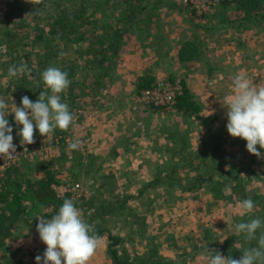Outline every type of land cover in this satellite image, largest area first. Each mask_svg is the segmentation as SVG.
Segmentation results:
<instances>
[{
    "label": "trees",
    "instance_id": "16d2710c",
    "mask_svg": "<svg viewBox=\"0 0 264 264\" xmlns=\"http://www.w3.org/2000/svg\"><path fill=\"white\" fill-rule=\"evenodd\" d=\"M218 7L211 17L217 15L221 9L226 11L227 8L232 7L235 12L232 21H229L230 16L224 14L230 23H234L238 28L246 29L264 27V0H234ZM147 12V0H0V48H4V56L9 58L0 61V72H7L9 67L20 65H26L30 70V73L20 72L19 79H14L16 76L11 78L14 79L13 82L19 80L15 84L21 89L11 93L14 99L19 100L18 104H21V98L28 96L35 102L40 91L47 92L41 73L52 66L68 74L70 84L61 93V100L68 105L70 112H74V120L79 111L85 113L87 110L90 112L93 106L98 108V105H102L110 96L108 89L112 88V82L120 64L125 35L134 29L138 19ZM144 36L148 38L150 33L138 34L141 39H144ZM197 43L196 39L185 43L188 57H191L193 51L197 49L195 45ZM0 56H3V53L0 52ZM157 84L158 81L153 76L143 74L134 82V94L152 89ZM13 88L14 86L10 85L6 90L8 92ZM170 107L188 119H198L204 110V105L196 99L184 82H182V92L176 96L175 103ZM158 108L165 109L162 106L156 107ZM13 115L14 113L9 112V118ZM9 123L12 127H17L14 119ZM70 129L71 125L66 130L54 129L53 143L58 145L66 141ZM34 130L37 134L39 133L35 127ZM220 141L221 139L217 140L215 147L200 149V153L196 155L187 153V148L183 147L171 156L172 160H177L176 158L179 157V161L188 162L181 163L182 166H194L196 161L204 163L208 167L205 171H201L191 179L187 177L183 180V178L179 179L180 175L173 176L172 170L167 177L161 179L162 172L159 170L154 180L143 183L139 191L133 195L125 193L123 196L113 194L109 197L106 194L109 191L114 192L113 187L107 186L108 181L114 178L113 174L103 175V178L107 179L103 183L105 193L98 190L89 197L83 194L79 200L75 198L77 196H72V192L58 195L53 185L62 179V177L59 178L61 174L59 167L54 168L40 163L43 164L42 167H35L38 174L32 176L34 169L25 167L24 169L28 170L23 172L20 167H17L19 162L14 163L0 174V206H3L0 223L6 220L13 222L19 220L29 227H36L39 223L38 219H50L57 213L64 199H70L77 208L82 209L83 219L92 226L93 233L99 237L106 235L111 241L108 244L107 256L112 264H186L185 260L178 261L162 257L160 246L156 241L154 242V237L150 238L152 243L147 250L140 253L131 254L127 248L123 247L126 242L132 243L137 238L141 241L143 238H149L147 231H150V228L147 230L146 217L136 212L133 216V207L130 203L145 197L148 199V209L152 212L156 210L152 203H156L157 200L150 197L149 191L156 185H164L168 182L169 188L178 185L181 191L192 192L201 190L207 184L210 188L212 185L216 191L213 193L216 202L234 200V203L236 201L240 205L242 200L250 198L255 206L262 207L261 213L252 211L249 217L242 218L236 223L252 218L264 220V194L254 193L251 196V192L247 191V185L253 180H258V184H264V180L259 179V176L253 172L244 170L245 163H238V159L234 163L233 157L225 156ZM13 143L16 148L21 147L20 142L14 137ZM78 147L85 148L81 145ZM81 153L75 154V159L72 158V161L80 163L84 159ZM91 157L87 155L86 158ZM60 158L62 160V157ZM66 161H69L68 157L65 158ZM78 163H73L72 166ZM80 164L79 166L83 165V163ZM90 164H85L82 169H90L92 165ZM180 165L176 164L173 168ZM186 169L187 167H184L182 171L185 172ZM69 170L74 169L72 170L71 167ZM193 170L198 168L195 167ZM245 173L248 174L245 175ZM77 178L78 175L75 174L73 179ZM113 184L114 182L112 186ZM90 210L92 213L88 215ZM107 218H117L128 224L129 233L124 237L113 233L112 229L105 227ZM3 227L4 225H0V234ZM260 231L264 229L259 230L257 236ZM206 234L208 238V231ZM241 235L234 230L226 241L218 245L225 257L231 255L232 258L239 259L244 249L257 246L256 240H247L248 245H246L245 238ZM238 239L241 243L237 244L242 245L235 244L234 241Z\"/></svg>",
    "mask_w": 264,
    "mask_h": 264
},
{
    "label": "rangeland",
    "instance_id": "374dc122",
    "mask_svg": "<svg viewBox=\"0 0 264 264\" xmlns=\"http://www.w3.org/2000/svg\"><path fill=\"white\" fill-rule=\"evenodd\" d=\"M179 3L182 4V0H179ZM184 7L192 11L189 7ZM215 9L213 12L207 14V16H198L194 11L192 12L198 17L205 19L214 14ZM227 13L229 14L228 16L235 17V12H233L232 7L227 8L226 11L222 9L218 14L224 17V14L227 16ZM211 19L209 18L210 21H212ZM259 28L262 29L259 32L262 37L258 38L257 35L251 33H254V31H246L253 35L249 37V50L246 47H239L245 50V55L248 54V59L246 58L248 62L244 64L247 69L242 71V74L239 72V74L249 78L253 85L264 87V42L260 40L261 38L264 39V27L260 26ZM224 31L225 27L212 32L206 40L207 44H214L213 46L221 44L223 46L225 45V47L230 41L236 44V36L235 39L230 36L227 38L224 35ZM0 49V52L3 53V56H0V61L9 59L7 56H4V48L1 47ZM222 49L221 51L226 53L227 47ZM217 50L215 48V50L207 52V55L213 61H216L215 57L217 53L220 54ZM228 51L230 55H235L232 49H228ZM235 61L241 63L238 56L235 58ZM2 73L3 75H1ZM19 73H17L14 79H19ZM218 74L219 72L216 70L212 76L215 77ZM234 75L236 74L231 71L227 76L230 82ZM12 77L8 74V71L0 72V101L10 106V113L14 111L15 105L17 107L22 106L18 104L19 100H15L11 94L14 90L21 91L15 84L19 80L13 82L14 79H11ZM163 80H173L174 83L176 81L180 83L184 82L181 77L176 75L164 76L157 81ZM10 85H13L14 88L7 92L6 89ZM226 87L227 82L220 88V92L221 89H225ZM204 90L208 91L205 85ZM204 90H202L200 96L207 102V114L211 115L212 110L217 111L218 109L221 113L220 120L218 119L215 122V126L210 121L206 123L202 119H194L191 121L185 119L173 107L166 106L165 109H156L149 100L138 98L134 96L135 94L131 98V104L130 102L128 104V109H119L120 112H101L98 111L99 109H94L90 112L87 110L85 113L79 111L75 120L74 112H71L73 116L71 129L66 136V141L64 140L58 145L53 143V132L44 137L39 133L37 134L36 130H34V142L32 144H23L19 141L20 136L17 135L18 128L22 127V125H17V127L13 126L12 135L21 144L20 148H16L18 156L15 160H17L16 163L19 162L17 167H20L23 172L28 170L24 169L25 167L32 170H35V167H42L43 164L40 163L50 165L54 168L59 167L61 171L59 178L62 177V179L53 185L54 188L57 187L59 191H62L64 188L61 186L70 189L74 185L79 184L80 189L86 197L92 196L98 190L105 193L106 189L103 188V183L107 179H104L103 175L113 174L114 178L108 181L107 186L113 187L114 192L110 193L109 191L106 194L109 197L113 194L123 196L125 193H128L133 195L139 191L143 183L154 180L159 170H161L163 176V178L161 176V179L167 177L172 170L173 176L180 175L179 179L183 178V180H186L187 177L191 179L198 173H201V171H205L208 167L204 163H198L196 161L194 166H182L180 165L181 163L188 162L179 161V157L176 158L177 160H172L171 156L175 151L183 147L187 148V153H192L193 155L199 154L200 149L215 147L217 144H214L221 137L220 144L224 148V155L228 156V158L233 157L232 161L234 163L237 159L238 163H245L244 170L253 172L259 176V179L264 180V158H257L250 154L246 150V141L243 139L230 136L226 129V108L222 104L219 107L213 105V102L205 98L209 94H205ZM230 90L234 91L233 88ZM212 95L211 98H213ZM221 95L222 93L219 96ZM121 104L119 102L115 103V109L119 108ZM119 117H121V120H117ZM132 118L136 119L132 120ZM13 119L14 115L12 118H9V121ZM210 126H213L214 130ZM202 128L206 131L203 136L199 135ZM194 130L197 131L193 132ZM212 131L217 132L216 136L210 134ZM83 137L84 139L88 138V145H81L79 143L78 146H85V148L81 149L77 147L76 149H71L69 147L71 143L80 141L79 139H83ZM101 138H103V143L100 142L102 141ZM257 148L259 149V145H257ZM81 151L83 152L81 153ZM261 151L264 154V150ZM79 153L84 157L80 162L83 163L82 166H79L81 164L75 162V160L72 161V158L75 159V154L79 155ZM87 155H91L92 157L86 158ZM163 156L165 158L162 160ZM60 157H62V160ZM66 157H68V162H65ZM200 160L202 159L200 158ZM0 161L8 163L9 160L7 158L4 160L0 158ZM168 161L169 163H167ZM73 163L78 164H74L73 168ZM88 163L92 164H90V169H82ZM176 164L180 166L174 169L173 167ZM3 167V164H0V170H3ZM71 167L72 170L74 169L73 171L69 170ZM181 167H187L186 171L183 172V168ZM195 167L198 170H193ZM4 171L0 172V174ZM36 174H38V170H35L32 176ZM75 174L78 175L76 180L73 179ZM247 174L245 173V175ZM112 182H114L113 186ZM258 183V180H253L247 185V191L248 193L251 192V196L254 193L264 194V184ZM177 186L169 188L168 182H165L164 185H156V187L149 191L150 197L157 200L156 203H152L154 209H156L152 212L148 209L149 203L145 197L144 199L140 198L131 201L130 206L133 207V216H135V212L141 216H145L147 230L150 228L149 230L151 232L147 231L148 239L143 238L141 241L137 238L132 243L126 242L123 247L127 248L131 254L134 252L140 253L147 250L149 244L152 243L150 238L154 237V242L156 241L160 246V255L162 257L178 261L185 260L186 264H207V249L210 251L218 250L222 254L221 248H218V245L222 244L233 234L236 222L242 218L249 217L248 215L250 213L244 212L236 201L235 203L233 202L234 200H228V202L219 200L216 202L213 198V193L216 191L212 188V185L210 188L206 184L201 190L192 192H183ZM73 194L72 196L75 197ZM194 197L198 198L195 199ZM75 198L79 200L81 197ZM261 209V206H255L252 211H259L261 213ZM79 210L82 218H84L82 209ZM90 213H92V210L88 211V215ZM107 219L108 221L105 227L112 229L113 233H117L120 237H124L129 233L130 227L128 224L121 222L120 219L117 220V218ZM206 231H208L209 239L206 237ZM241 237H244L243 234ZM101 238V245L91 257L88 264H112L110 258L107 256L108 244L111 241L107 239L106 235ZM234 242L235 244L241 243L239 239ZM245 243L248 245L246 239ZM30 248L29 251L34 249L32 247ZM45 248L46 245L42 243L36 251H41ZM29 251L24 250L25 253L28 252L26 258L30 263V259H32L36 251L33 250L34 252L31 251V253Z\"/></svg>",
    "mask_w": 264,
    "mask_h": 264
},
{
    "label": "crops",
    "instance_id": "0c3cea01",
    "mask_svg": "<svg viewBox=\"0 0 264 264\" xmlns=\"http://www.w3.org/2000/svg\"><path fill=\"white\" fill-rule=\"evenodd\" d=\"M147 5L148 12L143 14L136 22L137 25L134 29L125 35L124 46L120 54V64L112 82V89H108L110 91L109 98L102 105H98V108L93 106L91 110L99 109L98 111L101 112H120L119 109L123 110L124 108L127 110L128 104L129 102L131 104V98L135 93L134 82L137 77L150 74L157 81L164 76L176 75L184 80L196 99L204 105V110L198 119H185L190 121L202 119L206 122L210 121L215 126V122L218 119L220 120L221 113L218 109L217 111L212 110L211 115L207 114V102L200 96L202 90H204V85L208 90H204V93L209 94L205 98L219 107L222 104L221 98L233 92L230 90L232 81L230 82L227 76L231 71L234 74L239 72L242 74V71L247 69L244 64L248 62L246 61L248 54L245 55V50L239 48L241 46V48L246 47L249 50V37L253 35L247 32L254 31V33H251L257 35L258 38L262 37L259 34L262 29L259 27L252 29L238 28L237 25L229 22L234 19L232 16H230L229 21L219 14L213 15V17L210 16L209 18H212V21L209 18L202 19L192 11L187 10L179 3V0H172V2L171 0H147ZM223 27H225L224 35L227 38L229 36L233 39H235V36L237 38L236 44L232 41L226 44V53L221 51L222 48H226L225 45L217 44L213 46L214 44H207L206 41L212 32ZM145 32L150 33L148 38L145 36L144 39L138 37V34L141 33L146 35ZM194 39L198 41V45L195 44L197 49L193 51L191 57H188L184 45ZM260 40L264 42V39L261 38ZM215 48L218 49L217 51L220 54L217 53L216 61H213L207 55V52L215 50ZM228 49H232L235 55H230ZM237 56L241 63L235 61ZM216 70L219 74L213 77V72ZM226 82L227 87L221 89L220 92V88ZM220 93H222L221 96H219ZM211 94H213V98H211ZM117 102L122 104L115 109L114 104ZM134 119L136 118H132V120ZM117 120H121V117ZM213 126L210 127L214 130ZM205 132V129L202 128L199 135L203 136ZM216 133L212 131L210 134L216 136ZM101 139L100 142L103 143V138ZM164 158L163 156L162 160ZM2 210L3 206H0V213ZM0 225H4L1 229L2 234H0V264H29L26 258L28 252L25 253L24 250L29 251L32 247L36 251L42 245L36 227H29L19 220H15V222L6 220Z\"/></svg>",
    "mask_w": 264,
    "mask_h": 264
},
{
    "label": "clouds",
    "instance_id": "9594fccd",
    "mask_svg": "<svg viewBox=\"0 0 264 264\" xmlns=\"http://www.w3.org/2000/svg\"><path fill=\"white\" fill-rule=\"evenodd\" d=\"M26 65L9 67L8 74L15 77L18 72H25ZM41 78L48 89L40 91L38 99L33 102L28 96L21 98V107L15 104L14 119L18 128L17 135L21 143L34 142V127L39 134L46 137L59 128L66 130L72 123L73 116L68 105L61 100L70 84L68 74L58 67H47ZM234 91L221 98L226 108V129L233 138L246 141V150L257 158H264V87L253 85L250 79L237 73L232 78ZM9 105L0 101V158L12 160L17 155L13 143V127L9 123ZM79 142L69 145L76 149ZM259 145V149L257 148ZM240 208L251 213L254 202L244 199ZM36 225L39 238L46 248L43 255L35 257V264H88L91 257L100 247L102 238L93 233L92 226L81 215L73 201L64 199L56 214L50 219L40 220ZM235 232L243 234L246 240H256V247L244 249L239 259L231 255L225 257L218 250L207 249V264H264V220L252 218L235 224Z\"/></svg>",
    "mask_w": 264,
    "mask_h": 264
},
{
    "label": "built area",
    "instance_id": "2783aa9c",
    "mask_svg": "<svg viewBox=\"0 0 264 264\" xmlns=\"http://www.w3.org/2000/svg\"><path fill=\"white\" fill-rule=\"evenodd\" d=\"M234 0H182V4L184 6L189 7L194 13H196L198 16H207V14L213 12V10L221 4L233 2ZM182 92V83L176 81L175 83L170 80H163L159 81L157 86L152 89L142 90L139 94H135L134 96H137L138 98L149 100V102L153 105V107H166L171 106L176 101V96ZM133 96V97H134ZM88 138L83 137V139H79L78 141L81 145L86 144L88 145ZM9 160V159H7ZM17 160L12 159L9 160L8 163H5L3 161H0V164H3V170L6 169V167L13 165L16 163ZM64 188L62 191H59L57 187L53 188L58 193V195H64L68 192H72L74 196L77 195V197H81L84 193L80 189V185L76 184L72 188H67L65 186H61ZM45 249L41 251H36L34 255L32 256V259H30L29 264H35V257L37 255H43Z\"/></svg>",
    "mask_w": 264,
    "mask_h": 264
}]
</instances>
